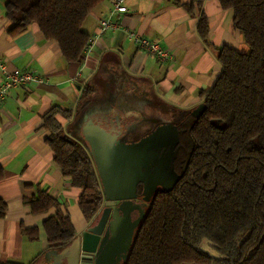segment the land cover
Here are the masks:
<instances>
[{
    "label": "crops",
    "instance_id": "0c3cea01",
    "mask_svg": "<svg viewBox=\"0 0 264 264\" xmlns=\"http://www.w3.org/2000/svg\"><path fill=\"white\" fill-rule=\"evenodd\" d=\"M111 1L99 3L83 21L81 30L88 36L89 49L80 63L68 64L57 43L46 40L37 25L13 34L0 0V65L8 70H35L46 82L12 88L0 103V198L6 204L0 219V264L53 263L55 251L48 248L42 222L56 209L32 215L24 204L38 190L57 199L58 210L69 216L75 237L94 220L83 217L77 204L81 190L63 176L46 143L49 132L43 128V116L52 108L71 111L69 119L57 115V121L85 145L93 166L91 154L105 165L108 159L103 155L111 159L123 149L127 158L131 156L127 146L145 143L156 130L172 138L176 122L163 110L196 109L201 93L220 74L218 50L225 46L242 53L248 50L233 26L232 12L222 9L217 0H124L127 11L111 18L117 28L98 35L99 21L108 15ZM202 17L207 24L205 40L198 34ZM129 32L158 41L172 61L162 63L139 50L127 38ZM123 120L130 128H122ZM98 126L114 132L102 139L104 146L99 143ZM125 135L127 140L145 137L120 144ZM33 227L38 239L30 241L21 229Z\"/></svg>",
    "mask_w": 264,
    "mask_h": 264
},
{
    "label": "trees",
    "instance_id": "16d2710c",
    "mask_svg": "<svg viewBox=\"0 0 264 264\" xmlns=\"http://www.w3.org/2000/svg\"><path fill=\"white\" fill-rule=\"evenodd\" d=\"M3 1L13 34L35 24L46 40L57 43L66 63L78 64L89 41L81 25L104 0ZM217 1L232 12L248 50L221 47L217 79L201 93L196 109L179 112L172 162L177 180L150 197L126 264H264V0ZM206 33L202 17L198 34L205 40ZM70 114L54 107L42 125L54 162L81 190L77 204L91 222L103 198L87 148L56 119ZM24 204L32 215L56 209L42 222L49 250L58 254L71 245L75 231L56 198L38 190ZM5 213L0 198V219ZM21 232L38 239L36 227Z\"/></svg>",
    "mask_w": 264,
    "mask_h": 264
},
{
    "label": "water",
    "instance_id": "95a60500",
    "mask_svg": "<svg viewBox=\"0 0 264 264\" xmlns=\"http://www.w3.org/2000/svg\"><path fill=\"white\" fill-rule=\"evenodd\" d=\"M95 129L102 146L105 145L102 139L114 133L112 128L108 132L99 126ZM171 129L172 138L164 135L165 131L162 133L163 135L159 134L158 130L149 136L148 141H153V143L148 144L147 151L158 153L161 149L169 153L172 140H174L172 148L174 149L178 143V132L175 127ZM155 142L161 143L153 145ZM142 143L140 141L134 146H127L133 156L124 158L122 162L116 160L110 164L102 165L96 159L95 154H91L101 181L100 191L105 202L96 218L75 237L69 247L57 254L58 262L56 264H120L121 262L126 264L133 242L132 238L135 236L146 209V206L140 209L132 205L136 184L142 182L133 177L136 172L145 167V158H149L154 165H157L156 158L159 157L155 153L146 156L140 152V149L146 145ZM89 144L93 149L92 141ZM134 209L140 210V215L136 221L132 222L130 214ZM133 228H136L135 233L132 231Z\"/></svg>",
    "mask_w": 264,
    "mask_h": 264
},
{
    "label": "flooded vegetation",
    "instance_id": "af4514ba",
    "mask_svg": "<svg viewBox=\"0 0 264 264\" xmlns=\"http://www.w3.org/2000/svg\"><path fill=\"white\" fill-rule=\"evenodd\" d=\"M121 115H124L123 112H121ZM89 119V118H88ZM122 123V128H130V123L123 120L121 121ZM83 131V128L81 129V132ZM148 134V133H147ZM143 136L145 137V135H141L138 138H135L134 140H127L126 139V135L124 137H121L119 143H129V142H137L139 141L141 138H143ZM171 149L170 152L166 153L164 152V150H159L158 153L156 152H151V151H147V146L149 143H153V141H146L145 142V147L140 149V152H142L143 154L147 155H151L152 154H157L159 155V157L156 158V163L157 165H154L153 162L149 159V158H145L144 159V166L140 171L136 172L134 174L133 178L136 179H140V181H142L141 183H137L136 184V193H135V198L133 200V204L134 206L139 207L140 209L143 206H147L150 197L152 196V194L159 190V189H166L171 187L174 182L177 180V176H176V168L174 167V165H172L173 162V158H174V150L173 148V143L174 140L171 141ZM161 142H155L153 145L155 144H160ZM143 145V146H144ZM123 149H121V153L120 151H118L117 154H114V158L109 159V156L107 157V155H103L104 158L106 157V159H108V164H110V162H115L116 160H119L120 162L123 161V157L127 156V151H123ZM147 151V152H146ZM132 157L133 154L128 153ZM105 160V159H104ZM103 161V159H102ZM105 202L104 199H102V204ZM131 221L134 222L137 220V218L140 215V210L134 209L131 214ZM135 229L133 228L132 231L135 233ZM133 236V234H132ZM133 239V238H132ZM120 264H123V262H121Z\"/></svg>",
    "mask_w": 264,
    "mask_h": 264
},
{
    "label": "built area",
    "instance_id": "2783aa9c",
    "mask_svg": "<svg viewBox=\"0 0 264 264\" xmlns=\"http://www.w3.org/2000/svg\"><path fill=\"white\" fill-rule=\"evenodd\" d=\"M127 11L124 6V0H112L111 9L106 17L99 21L97 34H103L107 31L115 30L116 24L111 20L114 14H121ZM127 38L133 42L139 50L154 56L159 62L166 63L172 61L171 53L164 49L158 41L148 40L129 32ZM88 47L86 50L88 51ZM45 79L35 70H8L4 64L0 65V103L8 94L9 90L19 86L30 84H43Z\"/></svg>",
    "mask_w": 264,
    "mask_h": 264
},
{
    "label": "rangeland",
    "instance_id": "374dc122",
    "mask_svg": "<svg viewBox=\"0 0 264 264\" xmlns=\"http://www.w3.org/2000/svg\"><path fill=\"white\" fill-rule=\"evenodd\" d=\"M143 90V89H142ZM145 91H146V89H145ZM145 111H147V113H149V114H151V115H154L155 117H157V116H159V112H156V111H150V110H145ZM163 111H166V113H167V115L169 116V117H171V118H173L175 121L176 120H178V115H179V112L180 111H177V110H174V109H167V110H163ZM147 127H150V126H146V129H147ZM149 129V128H148ZM202 248H203V250L206 252V253H208V254H210V255H212L213 253H212V251H210L209 250V248L207 247V245H205V243L202 245ZM52 264H56L58 261H57V253H55V256L52 258Z\"/></svg>",
    "mask_w": 264,
    "mask_h": 264
}]
</instances>
